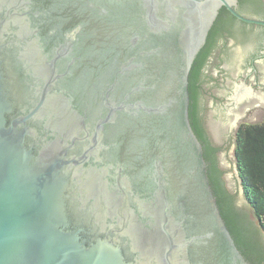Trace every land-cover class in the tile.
<instances>
[{
	"label": "water",
	"instance_id": "95a60500",
	"mask_svg": "<svg viewBox=\"0 0 264 264\" xmlns=\"http://www.w3.org/2000/svg\"><path fill=\"white\" fill-rule=\"evenodd\" d=\"M236 2L0 0V264H250L188 118L189 72L219 10L264 26ZM202 104L254 231L244 240L264 257L228 127ZM261 109L237 110V125L263 123Z\"/></svg>",
	"mask_w": 264,
	"mask_h": 264
},
{
	"label": "flooded vegetation",
	"instance_id": "af4514ba",
	"mask_svg": "<svg viewBox=\"0 0 264 264\" xmlns=\"http://www.w3.org/2000/svg\"><path fill=\"white\" fill-rule=\"evenodd\" d=\"M233 9L245 19L264 23V0H237ZM225 10L219 21L220 28L211 39L213 43L197 75L196 109L204 137L212 148L215 146L207 133L202 102L205 101V97L210 98L215 107L213 110H221L220 116L229 133L226 154L230 148H233L234 154L239 126L250 125L242 122L237 125L236 111L240 109L248 111L259 107L264 110V26L243 22L226 8ZM227 55L229 58L226 61ZM230 55H232L231 64L225 66L230 60ZM217 87L223 91L222 94L216 95L212 92V89ZM234 127L235 130L232 131Z\"/></svg>",
	"mask_w": 264,
	"mask_h": 264
},
{
	"label": "trees",
	"instance_id": "16d2710c",
	"mask_svg": "<svg viewBox=\"0 0 264 264\" xmlns=\"http://www.w3.org/2000/svg\"><path fill=\"white\" fill-rule=\"evenodd\" d=\"M225 8L219 11L204 46L200 49L191 66L188 77L189 106L188 118L191 129L202 147V154L207 166V178L211 191L216 199L222 219L235 243L236 248L244 258L252 264H262L264 257H257L244 240L243 230L250 229L245 214L238 211L234 205V198L230 195L222 181V173L216 161L217 149L210 147L204 137L196 101L198 97L196 79L200 66L213 43L212 37L220 28L221 17ZM235 18H233L234 20ZM230 21V20H229ZM234 159L237 176L240 181L244 199L255 217L258 228L264 234V123L240 125L235 139ZM250 231H252L250 229ZM254 233V231H252Z\"/></svg>",
	"mask_w": 264,
	"mask_h": 264
},
{
	"label": "rangeland",
	"instance_id": "374dc122",
	"mask_svg": "<svg viewBox=\"0 0 264 264\" xmlns=\"http://www.w3.org/2000/svg\"><path fill=\"white\" fill-rule=\"evenodd\" d=\"M233 159H234V154H233ZM234 163H235V159H234ZM236 172H237V170H236ZM238 177V176H237ZM239 183H240V181H239ZM240 189H241V192H242V188H241V186H240ZM242 196H243V192H242ZM243 199H244V196H243ZM244 201H245V199H244ZM245 203H246V201H245ZM246 205H247V203H246Z\"/></svg>",
	"mask_w": 264,
	"mask_h": 264
}]
</instances>
